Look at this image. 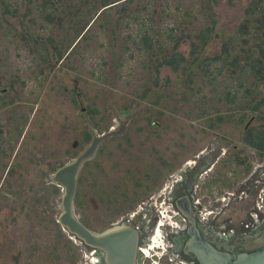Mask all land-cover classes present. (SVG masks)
Segmentation results:
<instances>
[{"label": "rangeland", "instance_id": "374dc122", "mask_svg": "<svg viewBox=\"0 0 264 264\" xmlns=\"http://www.w3.org/2000/svg\"><path fill=\"white\" fill-rule=\"evenodd\" d=\"M175 1L167 0L166 9L163 0H134L126 13L142 14L138 20L150 18L153 31L171 23L183 33L196 29L194 19L189 25L174 20L171 9ZM247 1L238 0L228 7L219 0L214 10V36L200 57L218 53L220 44L242 20ZM95 2L59 0L54 5L55 24L42 36H50L55 45L61 43L63 50L83 20L93 18ZM143 4L147 11L133 12ZM162 8L168 17L160 13ZM151 10L155 13L149 17ZM131 16L121 17L114 27L99 20L75 51L67 56L65 52L59 62L52 56L48 66L38 63L41 55L31 52V40L18 30L15 21H9L17 30L15 35H9L7 42L0 35V84L4 85L0 95L7 93L11 100L0 110V264H93L95 256L89 254L90 249L69 238L55 223L61 193L47 180L57 167L87 146L84 133L90 128L99 135L117 130L119 122H124L122 133L102 142L96 157L83 163L76 179L73 213L95 233L128 213L130 202L123 195L134 193L136 184L147 182L145 176L159 167L153 163L154 155L165 158L171 151L174 173L181 158L200 145H214L222 138L228 140L221 141L223 147L228 143L239 145L245 125L264 132V106L259 112H251L239 106L233 109L224 102L218 104V87L202 86L194 67L183 71L182 64L176 72L162 67L155 74L154 56L140 57L131 49L127 53L122 50L127 44L125 36L133 27ZM115 18L113 15V21ZM38 22L27 27L34 31ZM188 49L184 42L178 52L187 58ZM188 76L191 85L185 84ZM187 85L191 92L186 90ZM257 92L261 95L263 88ZM215 108L219 112L212 111ZM216 115L224 121L207 128ZM19 116L26 122L13 140V127L22 124ZM158 175L159 180L149 184L151 188L160 183L162 175ZM53 187L58 189L57 196L51 194Z\"/></svg>", "mask_w": 264, "mask_h": 264}, {"label": "trees", "instance_id": "16d2710c", "mask_svg": "<svg viewBox=\"0 0 264 264\" xmlns=\"http://www.w3.org/2000/svg\"><path fill=\"white\" fill-rule=\"evenodd\" d=\"M58 1L0 0V35L6 38V42L9 35H15L17 30L9 22L15 21L18 30L27 35V40H31L34 47L31 52H35L38 56L41 55L38 63L48 66L52 56L55 57V62H59L65 52H67V56L75 51L79 41L90 36L91 30L99 20L108 23L109 27H114L121 17H130L132 13H126V10L127 6L134 0H122L121 2H119L120 0H96L92 5L93 18L88 21L83 20L81 28L74 30L73 38L66 40L63 50L61 43L55 45L50 36H42L45 33H50V28L55 24L57 9L54 5ZM138 1L147 2L149 0ZM163 1H165V8L168 9L167 0ZM222 1L228 7H232L238 2V0ZM218 3L219 0H176L171 9L174 20L179 19L188 25L191 19L196 22V29L190 28L185 33H183L184 30H177V26L172 23L170 26L153 31L150 18L138 20V17L142 15L141 13L147 11L144 4L140 5L133 10V12H138L141 15L131 16L130 22H133V27L130 29L131 32L125 36V43L127 44L122 50H126L127 53L131 49L134 54L140 57L154 56L155 74L162 67L168 68L171 72H176L182 64H184L181 67L183 71H190L194 67L202 81V86L218 87L217 96L219 98L216 99L218 104L224 102L232 108L239 106L251 112H259L260 108L264 106V0L247 1L242 20L232 35L220 44L218 53L211 57L202 58L200 57L202 51L214 36L216 25L214 10ZM20 6L23 7L22 13H19ZM166 9L162 8L160 13L168 17L169 13ZM96 11L99 12L95 13ZM149 13L148 15L151 17L155 12L151 10ZM113 15H116L114 21ZM28 16L31 17L26 22L25 19ZM37 22L38 28L30 31L27 25H35ZM124 27L129 28L127 22H124ZM108 30L112 33V28ZM184 42H187L189 47L187 58L178 52V47ZM218 78L221 80L219 81ZM185 81V84H192V79L189 76ZM0 87H4V85L0 84ZM41 87L42 84H39L38 89ZM185 88L191 92L189 85ZM262 88L263 92L259 95L257 91ZM31 101L32 104H35L36 97L34 96ZM10 103L11 100H9L7 93L0 95V110ZM212 111L219 112V109L215 108ZM19 119L22 120V124H16L13 127L16 129V136L13 140L19 137L22 126L26 122V118L23 116H19ZM223 121L222 116L216 115L212 119L213 123L206 124V127L212 128ZM244 128L246 132L241 137L242 142L264 151V132L252 125H245ZM84 136L88 143L90 140L89 132L84 133ZM51 194L57 196L58 189L53 187Z\"/></svg>", "mask_w": 264, "mask_h": 264}, {"label": "flooded vegetation", "instance_id": "af4514ba", "mask_svg": "<svg viewBox=\"0 0 264 264\" xmlns=\"http://www.w3.org/2000/svg\"><path fill=\"white\" fill-rule=\"evenodd\" d=\"M221 141L228 142L222 138L185 154L174 173L171 151L165 158L154 155L159 167L145 176L147 182L136 184L131 198L123 195L130 202L128 213L115 223H132L137 231L135 264H198L184 251L191 225L202 243L232 259L239 251L264 249V151L241 139L239 145L225 147ZM158 173L160 183L151 188ZM178 199L183 214L176 207ZM89 249L93 264H105L100 252Z\"/></svg>", "mask_w": 264, "mask_h": 264}, {"label": "water", "instance_id": "95a60500", "mask_svg": "<svg viewBox=\"0 0 264 264\" xmlns=\"http://www.w3.org/2000/svg\"><path fill=\"white\" fill-rule=\"evenodd\" d=\"M123 128V121L119 122L117 130L111 129L99 135L90 128V141L82 152L47 176L48 183L59 188L61 193L60 212L55 223L69 238L72 237L82 246L100 252L105 264H135L138 244L137 231L132 227V223L118 222L99 233L92 232L82 225L74 215L73 199L76 179L83 163L93 157L102 142L120 135ZM176 207L180 214L184 213L181 199L176 201ZM189 235L190 238L185 243L184 251L194 255L198 264H264V249L249 252L239 251L232 259L228 254L217 252L202 243L192 225Z\"/></svg>", "mask_w": 264, "mask_h": 264}]
</instances>
